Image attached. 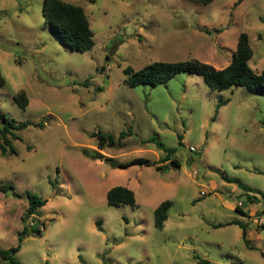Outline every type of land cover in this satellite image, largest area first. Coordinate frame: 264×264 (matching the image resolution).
<instances>
[{
	"label": "rangeland",
	"instance_id": "obj_1",
	"mask_svg": "<svg viewBox=\"0 0 264 264\" xmlns=\"http://www.w3.org/2000/svg\"><path fill=\"white\" fill-rule=\"evenodd\" d=\"M65 1L84 8L92 49L64 44L44 0H0V127L3 115L30 123L8 135L13 151L0 132V249L17 246L26 227L19 264H264V230L237 208L254 207L247 188L264 191V96L212 90L190 72L130 86L124 72L189 59L222 69L243 32L261 72L264 0ZM99 132L116 144L99 148ZM139 157L151 163L116 165ZM117 185L134 191L137 207L108 204ZM26 191L47 200L30 216ZM167 199L158 229L154 211ZM232 220L247 226L249 243L240 225L218 226Z\"/></svg>",
	"mask_w": 264,
	"mask_h": 264
},
{
	"label": "trees",
	"instance_id": "obj_2",
	"mask_svg": "<svg viewBox=\"0 0 264 264\" xmlns=\"http://www.w3.org/2000/svg\"><path fill=\"white\" fill-rule=\"evenodd\" d=\"M195 2L210 3L213 0H191ZM242 0H238L236 5L241 3ZM43 16L45 22L50 25L54 32H56L61 40L73 50L87 51L95 45V32L91 27L89 18L83 7L69 3L65 0H44L43 3ZM253 56V49L250 45L249 35L246 32L240 34L238 44L235 52L233 53L231 62L229 65L222 69H218L210 63L200 61L198 59H189L185 61L177 62H152L145 67L134 70L131 66L124 69L125 74L128 76L126 81L130 86L138 85H157L164 83L174 78L177 74L182 72H190L203 76L206 85L216 91H223L236 86H243L249 91L258 95L264 96V69L261 72L255 71L249 64L250 59ZM6 84V79L0 70V87ZM85 84H88L86 81ZM15 101L20 107L26 108L29 103V98L25 91L18 92L15 96ZM225 104V101L218 103V108ZM2 126L0 132L5 140L6 144L10 145L11 151L14 148L11 145L8 135L16 138L17 134L15 130L25 129L30 125L29 122H22L15 124L10 117L3 115ZM215 119V118H214ZM125 137V132H122L119 136V140ZM98 146L103 149L106 146H113L116 144V138L112 134H106L99 132L97 134ZM2 149L6 151V146L3 145ZM168 155L175 152V148H166ZM151 162L147 158L139 157L134 158L126 162H122L120 167L128 168L133 165H149ZM172 164L179 165L177 159H173ZM160 167V166H159ZM12 184L5 185L2 190L8 191L14 190ZM248 191L252 189L247 188ZM264 196V193H262ZM29 207L27 214H36L40 208L47 204V200L39 197L36 193L26 191ZM258 200L257 197H252V202ZM107 202L111 206H120L123 204H129L133 207H137V200L135 193L132 189L117 185L110 188L107 192ZM173 202L169 199L162 201L154 211L155 225L158 229L165 227V222L169 217V210L172 207ZM240 206H237V208ZM239 209V208H238ZM245 214V210H242ZM230 224H238L243 230L242 237L246 243H249L247 226L236 220L229 221L227 223H221L218 226H226ZM28 233V229L25 227L19 237V244L15 247L7 249H0V257L2 260L9 262L10 264H19L16 258V254L21 249V244ZM38 233L42 231L39 229ZM200 264H212L207 259H200Z\"/></svg>",
	"mask_w": 264,
	"mask_h": 264
},
{
	"label": "crops",
	"instance_id": "obj_3",
	"mask_svg": "<svg viewBox=\"0 0 264 264\" xmlns=\"http://www.w3.org/2000/svg\"><path fill=\"white\" fill-rule=\"evenodd\" d=\"M251 192H253V194H254L253 196H255V197L258 198V200H256L253 203L254 204V207H251L250 206V207L246 208L245 207V204H243L242 206H240L238 208L240 209L241 212H242V210H245V215L252 216L254 218V221H255L257 219V217L261 213H263V211H264V196L262 195V193H264V191L257 190L258 193H256V194L254 193V191H251ZM257 228L258 229H261L260 227H258V225H257Z\"/></svg>",
	"mask_w": 264,
	"mask_h": 264
},
{
	"label": "built area",
	"instance_id": "obj_4",
	"mask_svg": "<svg viewBox=\"0 0 264 264\" xmlns=\"http://www.w3.org/2000/svg\"><path fill=\"white\" fill-rule=\"evenodd\" d=\"M191 150L194 149L193 147L190 148ZM206 195V192L205 191H202L201 192V196H205ZM244 203L243 202H239L238 203V206H242ZM258 227H260L262 230H264V211L263 213H261L257 219L255 220Z\"/></svg>",
	"mask_w": 264,
	"mask_h": 264
},
{
	"label": "water",
	"instance_id": "obj_5",
	"mask_svg": "<svg viewBox=\"0 0 264 264\" xmlns=\"http://www.w3.org/2000/svg\"><path fill=\"white\" fill-rule=\"evenodd\" d=\"M117 165V167H120V164H116Z\"/></svg>",
	"mask_w": 264,
	"mask_h": 264
}]
</instances>
